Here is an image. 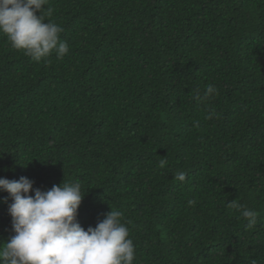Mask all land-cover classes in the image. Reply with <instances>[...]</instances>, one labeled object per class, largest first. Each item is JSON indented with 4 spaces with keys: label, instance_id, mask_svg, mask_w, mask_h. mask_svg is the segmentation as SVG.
I'll list each match as a JSON object with an SVG mask.
<instances>
[{
    "label": "trees",
    "instance_id": "trees-1",
    "mask_svg": "<svg viewBox=\"0 0 264 264\" xmlns=\"http://www.w3.org/2000/svg\"><path fill=\"white\" fill-rule=\"evenodd\" d=\"M45 8L63 59L34 62L0 34V178L81 182L77 221L121 211L133 264H264V0ZM209 84L217 94L196 103ZM234 200L257 211L252 229ZM11 235L0 203V241Z\"/></svg>",
    "mask_w": 264,
    "mask_h": 264
},
{
    "label": "clouds",
    "instance_id": "clouds-1",
    "mask_svg": "<svg viewBox=\"0 0 264 264\" xmlns=\"http://www.w3.org/2000/svg\"><path fill=\"white\" fill-rule=\"evenodd\" d=\"M48 3L0 0V34L6 36L13 49L37 63L47 62L52 55L63 59L69 53V44L60 39L64 29L45 18L52 14L51 8H45ZM215 94L216 87L209 84L202 94L195 89L192 99L200 104ZM216 115L210 110L205 119ZM194 127H199V121ZM166 165L167 159L161 158L159 168ZM186 177L184 171L174 174L178 182ZM33 184L24 176L19 180L0 178V192L7 193L0 203L7 205L13 233L7 241H0V264H133L135 247L121 211L111 209L94 228L85 230L77 221L86 194L81 182L54 184L47 191ZM195 204L194 199L188 201L189 207ZM227 207L246 220L248 229L257 224V211L236 200L227 202Z\"/></svg>",
    "mask_w": 264,
    "mask_h": 264
}]
</instances>
